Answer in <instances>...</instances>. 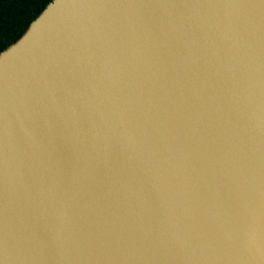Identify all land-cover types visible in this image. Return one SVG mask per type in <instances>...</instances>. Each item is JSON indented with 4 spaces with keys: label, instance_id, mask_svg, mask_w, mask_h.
I'll list each match as a JSON object with an SVG mask.
<instances>
[{
    "label": "water",
    "instance_id": "water-1",
    "mask_svg": "<svg viewBox=\"0 0 264 264\" xmlns=\"http://www.w3.org/2000/svg\"><path fill=\"white\" fill-rule=\"evenodd\" d=\"M0 264H264V0H51L0 52Z\"/></svg>",
    "mask_w": 264,
    "mask_h": 264
},
{
    "label": "trees",
    "instance_id": "trees-1",
    "mask_svg": "<svg viewBox=\"0 0 264 264\" xmlns=\"http://www.w3.org/2000/svg\"><path fill=\"white\" fill-rule=\"evenodd\" d=\"M51 0H0V52L14 43Z\"/></svg>",
    "mask_w": 264,
    "mask_h": 264
}]
</instances>
